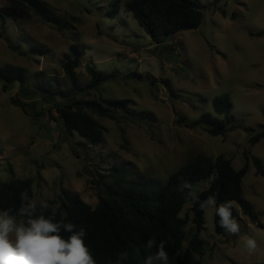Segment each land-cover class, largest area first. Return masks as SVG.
Instances as JSON below:
<instances>
[{
  "label": "rangeland",
  "instance_id": "rangeland-1",
  "mask_svg": "<svg viewBox=\"0 0 264 264\" xmlns=\"http://www.w3.org/2000/svg\"><path fill=\"white\" fill-rule=\"evenodd\" d=\"M36 1L52 22L28 5L0 0V68L20 67L26 73L24 89L16 83L4 92L0 83V170L7 173L6 182L33 179L30 196L46 199L56 213L63 189L96 208L110 189L144 178L158 190L193 157L223 156L235 170L249 166L243 197L264 226V177L253 163L256 157L264 169V139L250 143L264 128V0H221L218 7L228 16L207 11L199 28L162 44L128 12V0ZM197 1L209 5L215 0ZM74 46L85 50L76 70L81 87L91 83L88 65L119 75L77 100L128 99L143 116L134 120L114 111L102 117L77 106L94 120L97 144L65 130L56 105L70 100L42 97L35 87L40 82L56 94L70 91L62 63ZM41 73L46 77H38ZM133 73L143 78H129ZM224 95L232 101L234 121L226 136L214 137L200 120L204 114L224 119L213 108L214 99ZM13 98L23 106L13 105ZM210 182L197 184L198 194ZM236 205L241 235L258 238L257 253L249 256L236 236L217 235L215 216L209 213L201 234L205 252L188 251L187 239L182 254L186 264H264V228ZM191 206L189 200L181 215H189V237L194 230Z\"/></svg>",
  "mask_w": 264,
  "mask_h": 264
},
{
  "label": "trees",
  "instance_id": "trees-1",
  "mask_svg": "<svg viewBox=\"0 0 264 264\" xmlns=\"http://www.w3.org/2000/svg\"><path fill=\"white\" fill-rule=\"evenodd\" d=\"M15 4L28 5L41 19L52 22L48 17L46 8L36 0H9ZM221 0H215L209 5H204L197 0H128L127 10L131 13L140 27H142L157 44H162L167 38H172L183 31L199 28L207 11L220 10L223 16H228L225 9L218 7ZM0 17H3L0 13ZM236 19V15H232ZM260 36V34H257ZM85 50L79 47L71 48V56L62 63L64 74L70 83V91L66 94L54 93L51 86L37 82V93L42 97L51 98L59 96L61 99L71 101L63 106L56 105L59 118L62 120L65 130L79 134L82 138L93 144L100 142V137L95 130V122L91 116L77 110L82 106L102 117H110L112 112L121 111L134 120H140L139 115L131 107L128 99L110 100L100 98L80 102L77 97L89 90H95L108 81L116 80L119 75L116 72L103 73L93 66H87L91 83L81 87L76 70L81 66ZM44 76L41 73L38 77ZM46 76H44L45 78ZM142 79L138 73L128 75ZM0 83L3 91L7 92L14 84L19 83L21 88L26 86V73L23 68L7 66L0 68ZM12 104L23 106L20 100L13 98ZM232 101L228 95L214 99L213 108L217 116L209 114L201 116L200 122L207 126V132L214 137H224L229 131V125L234 121L231 115ZM264 139L263 130L250 139L252 146ZM248 159L249 157L246 156ZM253 163L257 169V175L264 177L262 163L256 157ZM121 171H125L124 169ZM249 171V166L235 170L232 161L219 156L215 159L197 155L185 165L174 172L165 185L156 190L153 183L144 178L131 181L127 187L110 189L107 198H100L96 208L86 204L78 195L71 194L63 189L59 198L60 207L56 213L46 211V215H52L57 219L67 217L77 227L86 230V243L92 249L97 264H116L119 253L128 252V260L125 264H144V259L155 252V248L148 250L146 242L155 238L158 242L166 243L169 254L168 264H186L182 254L184 243L188 241V251L203 255L206 241L201 237L205 230V213L198 204L192 203L194 230L191 237L188 236L186 227L189 223V215L182 217V213L190 198L187 192L179 191V185L188 181L194 186L201 182L211 181L208 188L201 193L200 199L216 194L217 202L234 200L252 222L258 227L264 228L255 214L253 206L243 197L242 183ZM124 173V172H123ZM33 179L13 178L9 182L0 183V210L15 212L20 204V193L24 190L32 193ZM233 215L236 217L233 209ZM215 232L217 235H226L219 226V218L215 217Z\"/></svg>",
  "mask_w": 264,
  "mask_h": 264
},
{
  "label": "clouds",
  "instance_id": "clouds-1",
  "mask_svg": "<svg viewBox=\"0 0 264 264\" xmlns=\"http://www.w3.org/2000/svg\"><path fill=\"white\" fill-rule=\"evenodd\" d=\"M7 179V173L0 170V180L6 182ZM179 191H186L187 197L198 204L205 215L212 213L218 217L220 228L228 235L238 237L249 256L257 253L260 248L258 238L241 235L240 222L233 215V209L237 207L234 200L218 203L216 194L201 200L196 187L183 180ZM48 208L46 199H37L24 190L15 212L0 210V264H97L85 240L86 230L78 228L67 217L57 219L46 215ZM146 248H155V252L144 259V264H168L169 254L164 241L150 238ZM128 256V252L119 253L116 264H125Z\"/></svg>",
  "mask_w": 264,
  "mask_h": 264
}]
</instances>
